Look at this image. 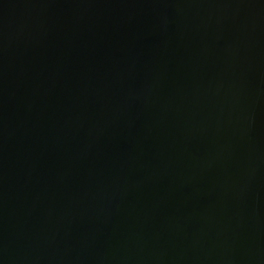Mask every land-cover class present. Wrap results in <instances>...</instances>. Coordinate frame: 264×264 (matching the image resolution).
I'll return each instance as SVG.
<instances>
[{"label": "water", "instance_id": "95a60500", "mask_svg": "<svg viewBox=\"0 0 264 264\" xmlns=\"http://www.w3.org/2000/svg\"><path fill=\"white\" fill-rule=\"evenodd\" d=\"M0 264H264V0H0Z\"/></svg>", "mask_w": 264, "mask_h": 264}]
</instances>
